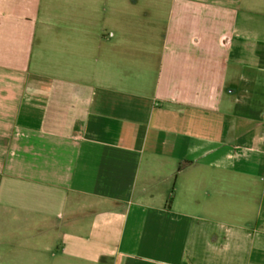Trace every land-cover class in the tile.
<instances>
[{
	"label": "crops",
	"instance_id": "obj_1",
	"mask_svg": "<svg viewBox=\"0 0 264 264\" xmlns=\"http://www.w3.org/2000/svg\"><path fill=\"white\" fill-rule=\"evenodd\" d=\"M0 264H264V0H0Z\"/></svg>",
	"mask_w": 264,
	"mask_h": 264
}]
</instances>
